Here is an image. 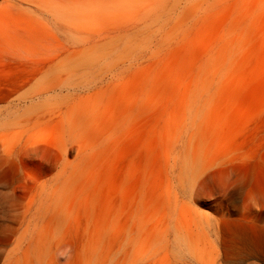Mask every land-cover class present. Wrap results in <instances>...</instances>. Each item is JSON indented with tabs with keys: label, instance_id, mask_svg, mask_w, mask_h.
Segmentation results:
<instances>
[{
	"label": "bare ground",
	"instance_id": "bare-ground-1",
	"mask_svg": "<svg viewBox=\"0 0 264 264\" xmlns=\"http://www.w3.org/2000/svg\"><path fill=\"white\" fill-rule=\"evenodd\" d=\"M226 1L130 0L106 30L75 29L68 9L26 1L75 37L0 95V200L16 203L23 228L0 263L229 264L199 192L209 107L245 21L226 16L215 35H198ZM129 82L130 101L107 102ZM50 125L57 140L35 143ZM40 158L50 167L29 177L25 165Z\"/></svg>",
	"mask_w": 264,
	"mask_h": 264
},
{
	"label": "rangeland",
	"instance_id": "rangeland-1",
	"mask_svg": "<svg viewBox=\"0 0 264 264\" xmlns=\"http://www.w3.org/2000/svg\"><path fill=\"white\" fill-rule=\"evenodd\" d=\"M26 1L0 0V95L15 87L39 62L54 56L63 45H71L75 37L67 40L49 17L30 11ZM127 1L130 0H32L33 4H57L68 9L73 27L86 30L98 27L106 30L110 19L128 17L134 5L128 6ZM226 16L230 20L242 19L245 24L235 36L237 53L233 66L209 107L204 130L205 156L201 160L202 167L209 169L199 190L201 211L220 220L221 249L229 264H264V0H227L213 10L212 18L201 28L198 41L215 35L218 24ZM126 85L107 102L130 101L135 87L133 82ZM84 95L79 100L91 102V106L103 100ZM107 106L103 109L106 118L110 115ZM52 127L39 128L32 135L33 141L41 145L56 141V130ZM37 160L25 165L31 178L50 167L47 160ZM4 178L6 186L12 188L10 183L16 181L14 173L8 171ZM7 188L4 191L9 194L11 188ZM7 199L4 203H9ZM221 200L228 205L225 211L219 205ZM1 202L3 199L2 205ZM15 204L6 203L8 209L2 205L11 212L6 211V218L0 216V225L8 224L0 231V257L4 251L16 248L23 231L22 215L14 211ZM15 216H19V228ZM10 240L15 242L10 245Z\"/></svg>",
	"mask_w": 264,
	"mask_h": 264
}]
</instances>
